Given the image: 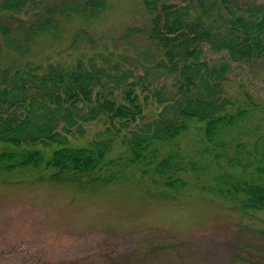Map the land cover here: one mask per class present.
I'll list each match as a JSON object with an SVG mask.
<instances>
[{
	"label": "trees",
	"instance_id": "1",
	"mask_svg": "<svg viewBox=\"0 0 264 264\" xmlns=\"http://www.w3.org/2000/svg\"><path fill=\"white\" fill-rule=\"evenodd\" d=\"M220 1L227 6L228 0ZM143 3L151 14L146 38L162 55L142 64L143 74H134L131 67L118 72L109 63L106 67L77 59L42 65L28 57L34 40L46 33L55 36L73 19L89 23L100 16L106 0H0V46L14 55L0 67V176L26 167L50 168L52 181L83 187L105 181L110 175L105 166L117 163L130 172H150L152 183L163 186L160 192L178 195L191 184L179 172L196 170L198 179L199 169L206 167L186 158L179 148V137L194 127L206 141L204 152L227 157L231 166L238 161L236 170L217 172L213 182L200 189L243 209L264 210V134L256 137L253 154L244 161L238 156L244 142L231 138L241 121L264 103L256 104L249 93L232 99L226 89L228 62L216 65L201 58V44L208 43L214 52L226 51L229 60L264 61V4L219 19L209 14L212 5L200 4L201 13L196 14L190 3L163 4L162 9L156 0ZM38 5L40 10H30ZM163 76L174 81L171 98L170 90L154 84ZM137 86L144 91L143 101ZM148 95L163 107L137 129L121 134L123 154L108 158L119 135L112 125L119 121L126 127L135 121ZM99 117L108 123L104 132L85 145L68 139L83 133V123ZM36 143L48 147V153ZM232 143L235 152L230 156Z\"/></svg>",
	"mask_w": 264,
	"mask_h": 264
},
{
	"label": "rangeland",
	"instance_id": "2",
	"mask_svg": "<svg viewBox=\"0 0 264 264\" xmlns=\"http://www.w3.org/2000/svg\"><path fill=\"white\" fill-rule=\"evenodd\" d=\"M106 1L100 16L89 23L73 19L58 28L55 36L46 33L34 40L28 57L42 65L48 60L73 63L80 59L84 64H115L118 72L131 67L134 74H143L142 64L162 55L146 38L151 17L147 5L143 0ZM187 3L194 5L191 12L196 14L201 13L200 4L212 5L209 14L222 19L247 6L264 4V0H228L227 6L220 0H156L155 4L162 9L163 4ZM201 47V58L208 63L228 62L226 89L232 99L249 93L256 104L264 103V61L237 62L229 60L226 51H212L208 43ZM0 48L1 67L14 55L4 46ZM104 58L107 63L101 62ZM173 83L171 77L164 76L154 82L170 90L169 98ZM135 90L143 101L144 91L140 86ZM148 98L135 121L126 127L119 121L112 125L119 128V135L113 138L108 158L123 154L121 134L137 129L163 107L164 103L154 101L151 95ZM107 124L104 117L87 121L81 135L68 139L85 145L104 132ZM259 134H264V108L258 107L232 132L233 141L244 142L238 153L241 161L253 154ZM178 144L186 158L206 165L199 169L198 179L194 177L196 170L179 172L191 184L178 195L160 192L163 186L152 183L150 172H130L117 163L105 166L110 174L105 181L83 187L52 181L50 168L26 167L2 174L0 264H264V210L243 209L200 187L213 182L211 177L225 168L236 170L237 159L231 166L227 157L215 158L204 152L206 141L194 127L179 137ZM35 147L48 153L49 148L41 143ZM229 147L233 156L234 143Z\"/></svg>",
	"mask_w": 264,
	"mask_h": 264
}]
</instances>
